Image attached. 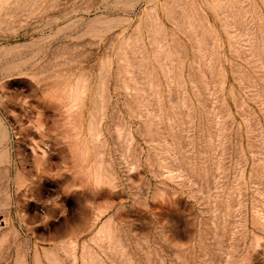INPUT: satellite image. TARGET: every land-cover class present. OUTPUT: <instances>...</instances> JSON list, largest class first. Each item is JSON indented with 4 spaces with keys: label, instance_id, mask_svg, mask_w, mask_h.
<instances>
[{
    "label": "rangeland",
    "instance_id": "374dc122",
    "mask_svg": "<svg viewBox=\"0 0 264 264\" xmlns=\"http://www.w3.org/2000/svg\"><path fill=\"white\" fill-rule=\"evenodd\" d=\"M0 264H264V0H0Z\"/></svg>",
    "mask_w": 264,
    "mask_h": 264
},
{
    "label": "bare ground",
    "instance_id": "6f19581e",
    "mask_svg": "<svg viewBox=\"0 0 264 264\" xmlns=\"http://www.w3.org/2000/svg\"><path fill=\"white\" fill-rule=\"evenodd\" d=\"M1 220H4V219H1Z\"/></svg>",
    "mask_w": 264,
    "mask_h": 264
}]
</instances>
